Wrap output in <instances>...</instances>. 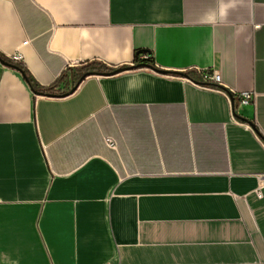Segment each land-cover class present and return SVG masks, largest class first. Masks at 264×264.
Returning a JSON list of instances; mask_svg holds the SVG:
<instances>
[{
  "label": "crops",
  "instance_id": "obj_1",
  "mask_svg": "<svg viewBox=\"0 0 264 264\" xmlns=\"http://www.w3.org/2000/svg\"><path fill=\"white\" fill-rule=\"evenodd\" d=\"M17 52L43 88L167 73L43 96L0 64V264H264V0H0Z\"/></svg>",
  "mask_w": 264,
  "mask_h": 264
},
{
  "label": "built area",
  "instance_id": "obj_2",
  "mask_svg": "<svg viewBox=\"0 0 264 264\" xmlns=\"http://www.w3.org/2000/svg\"><path fill=\"white\" fill-rule=\"evenodd\" d=\"M149 57H150L149 54H142V53L139 54L138 57L134 60V64H131V67H134V69L142 68V67L136 66L137 61L138 62L144 61V60H147ZM11 59L15 62H19V63L22 62V57H21L20 53H18V52L14 56H12ZM71 71H72L71 68H69V70H66L65 80L56 88V90L68 92L69 90L72 89V87H73L72 73L73 72L71 73ZM182 74H185V73L183 72ZM200 75H201V81L200 82H194L191 78L187 77V75L186 76L178 75V78H180L181 80L186 81V82H192V84H195L196 86L218 90L228 100L231 97H233L234 95H237L234 92H226V91L222 90V88H220L221 80H220V76L218 73H216V72H213V73L200 72ZM237 97L239 98V100H238L239 106L253 105L254 95L252 93L243 92L241 94H238ZM104 143L108 148L115 149V142L112 139L105 138ZM258 183H259V188L264 187V175H260L258 177ZM257 196L260 197V194L258 193Z\"/></svg>",
  "mask_w": 264,
  "mask_h": 264
},
{
  "label": "trees",
  "instance_id": "obj_3",
  "mask_svg": "<svg viewBox=\"0 0 264 264\" xmlns=\"http://www.w3.org/2000/svg\"><path fill=\"white\" fill-rule=\"evenodd\" d=\"M141 53L136 54V58L138 57V55ZM0 58L3 59L6 62H9L13 65H15L17 67V70L21 73L22 77L24 78V80L27 82L28 86L30 87V89L34 92V93H40L43 95H48V96H54V95H64L67 94V91H61V90H56V88L65 80V75L62 74L57 80L56 82L49 87L43 88L41 86H39L34 80L33 78L30 76L29 72L26 70V68L24 67V65L22 64V62H15L13 61L11 58H6L5 56L0 54ZM135 58V59H136ZM152 59L149 57L147 60L144 61H137V67L141 66V65H145V66H149V67H153L152 64ZM114 70L104 64H101L99 62H90L87 63L85 65H83L82 67H80L76 73H72V82H73V87L74 86H78L86 77L90 76V75H101V74H110L112 73Z\"/></svg>",
  "mask_w": 264,
  "mask_h": 264
},
{
  "label": "water",
  "instance_id": "obj_4",
  "mask_svg": "<svg viewBox=\"0 0 264 264\" xmlns=\"http://www.w3.org/2000/svg\"><path fill=\"white\" fill-rule=\"evenodd\" d=\"M0 64L2 66H5V67H8V68H11V69H15L17 70V67L9 62H6L4 61L3 59L0 58ZM139 67H149V66H145V65H141ZM150 69H152L153 71L157 72V73H161V74H166L167 72H162V71H158L156 70L154 67H149ZM134 69V67H125V68H118L116 70H114L112 73L110 74H102V75H113V74H116V73H119V72H122V71H127V70H132ZM181 76H186L185 74H179ZM76 89V86L72 87V89L67 93V94H64L63 96L65 95H68V94H71L72 92H74ZM36 95H43V94H40V93H35ZM43 96H48V95H43ZM231 100V106H232V110H234V100L233 98L231 97L230 98Z\"/></svg>",
  "mask_w": 264,
  "mask_h": 264
},
{
  "label": "rangeland",
  "instance_id": "obj_5",
  "mask_svg": "<svg viewBox=\"0 0 264 264\" xmlns=\"http://www.w3.org/2000/svg\"><path fill=\"white\" fill-rule=\"evenodd\" d=\"M71 73H72V71H71Z\"/></svg>",
  "mask_w": 264,
  "mask_h": 264
}]
</instances>
